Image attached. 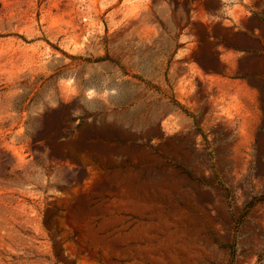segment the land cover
Wrapping results in <instances>:
<instances>
[{
  "label": "rangeland",
  "instance_id": "374dc122",
  "mask_svg": "<svg viewBox=\"0 0 264 264\" xmlns=\"http://www.w3.org/2000/svg\"><path fill=\"white\" fill-rule=\"evenodd\" d=\"M0 264H264V0H0Z\"/></svg>",
  "mask_w": 264,
  "mask_h": 264
}]
</instances>
